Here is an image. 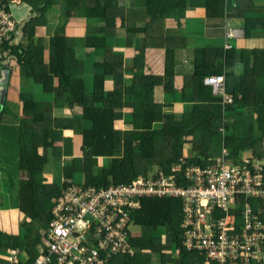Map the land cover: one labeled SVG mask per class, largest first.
<instances>
[{"label":"trees","instance_id":"trees-1","mask_svg":"<svg viewBox=\"0 0 264 264\" xmlns=\"http://www.w3.org/2000/svg\"><path fill=\"white\" fill-rule=\"evenodd\" d=\"M43 4L41 9H35L37 16L30 19L22 28V38H14L15 45L11 48L17 58L16 64L21 68L22 74L35 84L41 86L43 93L53 95L50 102H39L34 100L33 93H24L20 96L23 102V114L31 116L33 124L36 118L44 121L42 128L47 130V134H38L32 127H25V121H21V131L19 140V169L27 172V178L18 182V210L24 215L25 220L19 225L22 232L10 234L0 230V255L18 250L23 257L19 264H33L40 252L45 248L46 229L51 222V209L55 204V199L60 195L61 188L55 185H48L44 178V166L48 161V150L57 148L54 143L62 136H54L49 132L56 130L50 127L45 121L48 112H52L55 100H61V104L56 107L69 106L80 110V115H75L67 119H55L58 128H73L83 136L82 150L83 156L80 159L73 158L72 166H68L64 173L66 184H72L74 172L77 171V163L83 173L85 187L94 186L106 188L112 184H129L140 175L146 176L149 168L143 166L144 160L151 159L153 163L161 168L170 171L172 165L187 158L189 162L200 163L203 157L212 150L215 151L217 140H213V134L221 128L223 124L224 109L221 98H217L216 103L210 107V112L194 111L192 118L185 124L177 125L176 122H164L162 118V107L155 103V86L150 84L142 85L136 83L138 90L134 93L144 95L142 100L134 103L132 115L134 118L130 122L134 125L132 129L116 128L115 117L116 107L113 97L114 91L107 93L105 84L109 78H113L115 84H121L122 75L116 74L118 65L114 64V54L108 48L109 29L95 27L90 34L81 39H71L65 35V27L56 29L54 35L47 42L49 50H45L41 39H36L35 28L41 24V19L45 13L46 6L53 0H36ZM72 9L69 11L68 19L72 16H81L89 20H110L112 9L117 10L119 16L123 15L125 8L120 7L123 0H71ZM32 2V1H31ZM172 2V1H171ZM225 3L221 0L216 11L222 9V17L225 15ZM264 11V7H263ZM255 23L257 24L259 19ZM261 26L264 29V12L261 18ZM92 29V28H91ZM246 37L250 36V28H245ZM77 49H92L105 52L102 64H96L100 73H95L92 78V89L86 90V60L79 59ZM201 53L204 49H198ZM219 54L224 53L222 48H218ZM237 49H232L235 52ZM16 53V54H15ZM241 62L244 64L242 77L232 80L229 75L227 90L233 94L235 100L230 106L225 107L227 114L233 112L232 121L225 123V128L231 130V134L225 137V144L231 150L233 156H240L247 148L254 150V155L258 158L264 157V49L245 50L242 52ZM234 54H226V65L233 58ZM225 64L210 65L200 68V63L195 69L192 77L202 85V78L214 74L225 73ZM167 76L170 81L166 83V89L171 88L174 78L172 68L167 63ZM141 70V67L139 68ZM140 82H143L139 80ZM8 93V85L6 86ZM119 91V88H117ZM4 97L3 103H5ZM197 110V109H196ZM3 114V110H2ZM160 118V120L158 119ZM228 118V116H227ZM159 122H163L160 126ZM27 123V122H26ZM184 125V126H183ZM30 131V132H26ZM40 132V131H39ZM49 134V135H48ZM192 138L188 141L187 138ZM70 143L72 140H66ZM190 143L193 156L187 157L185 145ZM45 150L42 152L40 148ZM122 150V156L117 153ZM62 154V151H59ZM65 153L71 155V149H66ZM107 157L110 162L99 174L95 175V159ZM93 166V168H92ZM65 184V185H66ZM263 206V202H261ZM182 204L180 200L173 198H143L141 205L132 213L131 228L138 226L143 232L142 238L132 236L131 243L136 249L134 255L112 256L108 264H141L142 254L140 252H150V254H160L164 261L167 254L163 251L179 250L181 259L185 256H198L199 253L187 251L182 246L181 224ZM28 219V221H27ZM164 231L167 242L162 243L159 231ZM94 230L90 231V238ZM146 237V238H145ZM200 264H204V258L198 257ZM0 264H8L1 260Z\"/></svg>","mask_w":264,"mask_h":264},{"label":"crops","instance_id":"crops-1","mask_svg":"<svg viewBox=\"0 0 264 264\" xmlns=\"http://www.w3.org/2000/svg\"><path fill=\"white\" fill-rule=\"evenodd\" d=\"M69 1L72 3L71 0ZM221 1L225 3L224 17H222V9L216 11L217 15L214 14L220 0H123L120 2V7L125 8L123 15L120 14L119 16L117 10L112 9V13L115 14L116 19L114 27L116 29L118 28V30L114 31V29H109L107 34V46L111 49V53L115 55L114 64L116 66L118 65L116 74L122 75V80L121 84H115L113 78H109L105 84V91L110 93L115 90L113 101L117 114L115 117L116 128L128 130L134 128V125L130 123L134 118L132 115L133 108L131 106H133L134 103H138L142 100V97H144V95L139 96V94L134 93L135 90H138L136 83L142 85L141 89L144 87V84H150L149 82L155 86L152 89L155 92L154 100L156 104L162 107V118L164 122L175 121L177 125H182L187 121L194 120L192 118V113L194 111L203 110L206 113L210 112V107L216 103L217 98H221V104L224 113H226V115L224 114L223 116L221 128H218L217 132H215L212 137L213 140H217V143L221 141L220 147L216 144L215 151L210 150L207 156L202 158L200 163H192L189 162L187 158H181L180 161L174 163L170 171L167 172L161 168L160 165L153 163L151 159H146L144 160L143 166L149 168L148 175H140L133 181L138 179H150L154 178L155 175L160 176L161 174L170 176L176 171L185 169L186 166H199L204 168L215 167L218 162L228 167H238L242 170L246 168L260 175L264 180V167L261 165L264 163V157L261 159L258 158L254 155V150L250 148H247L240 156L235 157L225 144V137L231 134V130L225 128V123L232 121L229 115L233 114V112L227 114L225 107L232 105L235 100L233 94L229 93L227 90L228 77L232 75L231 79L236 81V79L239 77L241 78L244 73V64L241 62V50L244 52L245 50L264 49V29L261 26V18L264 12V0ZM57 2L51 4L50 7L47 8L48 10L45 11L41 19V24L37 25L35 28V37L38 40H42L46 52L49 50L47 42H49L50 38L54 35L57 27L56 25L45 26L40 32H38V28L44 24L43 21L46 19V16L48 18V23L51 24L52 16H50L48 12L50 8L56 10L55 5ZM7 3L8 5L13 4V11H9L12 13L16 23L18 38L21 39L23 36L22 28L30 19L37 16L35 9H41L43 4L40 5L36 0H7ZM61 8H65V0H61ZM69 11L71 10H67V13L65 12V23L66 17L69 16ZM150 12H153V14L150 15ZM62 13H64V10ZM255 19H259L260 21L256 24L255 22L257 20ZM89 21L90 22L87 23V19L81 16H72L67 21L66 28L70 26V29L66 30L65 34L71 39L84 38L87 34H90L95 27L99 26L94 20ZM246 27L248 29L250 28L251 34L249 37L245 36ZM233 29L240 30L243 35L231 40L234 41V43H230L231 41L227 40L225 35L229 30ZM227 44H230V48L226 47ZM218 48H222L225 54H219ZM198 49H204V52L201 53ZM232 49H237V51L231 52ZM227 53L234 54L228 65H226V62H228L226 60ZM100 54H102V58ZM104 55L105 52L101 50L77 49L78 58L84 61L86 60V66L89 60H93V63L103 62ZM13 60L17 62L18 58L12 53V61ZM198 62L200 63V68H206L213 64L216 66L225 64V73L214 75H223L225 77V92L228 96L232 97V103H225V97L221 94H216L210 86L204 83V79L208 76L202 78V85L192 79ZM167 63L172 68L170 71L173 72L174 76L171 82V88L169 89H166V83L170 81V77L167 76ZM140 67L141 70H139ZM0 69L8 70L3 64L0 65ZM90 74L91 78L95 75L92 72ZM31 84L32 82L30 79L25 81L24 86L27 87V89L20 92L18 96H12L11 98L7 97L6 90V101L5 103L2 101L0 105V128H5L8 124H12V127L6 132L2 129L0 130V179L7 177V184L3 186H6L10 190V192L5 193V195L0 193V230L10 234H16V230L10 231L2 227L4 223L3 220L6 215L11 212L20 213L18 210L17 198L18 182L19 180L27 178V175H25L27 172L19 169L18 165L19 140L21 136L20 132H22L21 121H25V127H32L33 130L38 131V134L43 135L41 132L45 135L47 134V130L42 128L45 125L43 123L44 121L38 120L40 115L33 116L37 121L33 124L34 120H32L31 116H25L23 114V102L20 101L19 96L26 92L32 93ZM117 88H119V91H117ZM88 89H92V80L89 84L86 82V90ZM32 95L35 100V95ZM51 99H53V95ZM40 100H47V98L42 96V98L36 99V101ZM75 115L79 116L80 110L75 107L72 108L67 106L54 109L50 113L48 112L46 117L49 118V120H55L61 119V116H65V119H69ZM158 119L160 120L159 117ZM46 120L48 119H45V121ZM159 124L161 126L163 122H159ZM53 127L56 128V130L49 129V132L54 136H62L56 140L54 146L62 148V158L63 160L67 159L69 162L67 165L72 164L73 158H82V134L73 128H58L56 125H53ZM66 140H72L73 148L71 149V155L65 153V150L69 146ZM187 140L191 141L192 138H187ZM5 148H9L11 152ZM13 148L15 149L13 150ZM43 150L45 149L41 147L40 151L42 152ZM5 151L11 156H13L12 153H14V159L9 160V155H6ZM45 151L48 152L47 156L49 160L44 166L43 173L47 175L45 172L51 168L49 157L51 152L49 150ZM184 151L187 157L193 156L190 143L185 145ZM117 154L122 156V150H119ZM105 158L107 157H99V159H103V161ZM67 165H65L64 171ZM80 166L81 165L77 163V171L74 172L72 180L69 181L73 185H83L76 184L74 181L75 176H82L81 173H79L81 172L79 171ZM16 170H18L17 180H15L14 175L11 174V171ZM64 171L62 185L57 186L61 188V191L63 188L65 189L67 185ZM100 171H102V169ZM78 180L84 183V177ZM46 184L53 185L47 182ZM59 196L54 199H58ZM10 199L14 200L13 204ZM257 205L258 204L255 202V206ZM162 232L165 233L164 231ZM131 235L136 236V238H142L143 232L141 234L131 232ZM164 242L165 241H162L163 244L166 243ZM186 250L199 253L197 251ZM163 253L167 254L164 261L160 254H150L148 250L147 252H140V254H142L141 264H200L198 260L199 256L204 258V264H210L200 253L198 256H185L183 259H181L179 250L175 248L172 249V253H169V250L163 251ZM22 257L23 255L20 253L19 259Z\"/></svg>","mask_w":264,"mask_h":264},{"label":"built area","instance_id":"built-area-1","mask_svg":"<svg viewBox=\"0 0 264 264\" xmlns=\"http://www.w3.org/2000/svg\"><path fill=\"white\" fill-rule=\"evenodd\" d=\"M242 35L233 29L225 36L233 40ZM15 37L19 39L13 15L6 0H0V65L7 60L9 67ZM204 83L232 103L223 75H210ZM143 198L180 200L182 245L210 264H264V180L220 162L106 188L67 184L51 209L52 220L43 230L45 248L33 264H108L112 256L134 255L129 229ZM19 258L13 250L6 261L19 264Z\"/></svg>","mask_w":264,"mask_h":264},{"label":"rangeland","instance_id":"rangeland-1","mask_svg":"<svg viewBox=\"0 0 264 264\" xmlns=\"http://www.w3.org/2000/svg\"><path fill=\"white\" fill-rule=\"evenodd\" d=\"M6 2H7V0H6ZM55 2H57V4L55 5L56 10H54L53 8H50L49 12H48L50 14V16H52L51 24L48 23V18L46 16V19H44V21H43L44 24H42V26H40V27L38 26L39 27L38 28V32H40L43 27L51 26V25H56V27L58 29H60L61 27H65V31L70 29V26L66 28V24H67V21L69 19L66 17V23H65L64 19H65V15L67 13V10H71L72 9V3L69 0H65V8L62 9L61 8V0H53V1H51L49 3L48 6H46L44 11H47L48 10L47 8H49L50 5L54 4ZM8 9L10 11H13V4L8 5ZM63 10H64V13H62ZM152 14H153V12H150V15H152ZM109 17H110V20H108L107 22L104 21V20H100V21L99 20H94V21L99 24L100 28L114 29V31L118 30V28L116 29L114 27L115 20H116L115 19V14L111 12ZM89 22L90 21L87 20V23H89ZM230 43H234V41H231ZM100 55H101V58H102V54H100ZM93 62H94L93 60L92 61L89 60L87 66H86V68H87V73H86V80L87 81L86 82L88 84L92 80L91 74H90L91 72L94 73V74L97 73V72L98 73L102 72V70H98V68H96V64L97 63L98 64H102V62L101 61L97 62V63H93ZM8 78H9V81H7V85H8L7 97L11 98L12 96H18V94L20 92H22L23 90L27 89V87L24 86V83H25V81H28V79L22 74L20 66L18 64H16V62L14 60L11 61L10 65L8 67ZM30 87H31L32 93L35 95L36 99L42 98V96L47 98V100H40L39 102H46V101L50 102L52 100L51 99L52 95H48V93L47 94L43 93L40 85L35 84L34 82H32ZM15 88H17L18 90L15 89ZM20 96H19V98H20ZM61 103H65V102H62L61 100H55L54 103L51 104V105L54 106L53 110L57 109L58 108V107H56L57 104H61ZM64 107H66V106H64ZM47 119L48 120H46V121L50 125V127H53V125L55 126V123L50 122L52 120H49V118H47ZM61 119L62 120L65 119V116H61ZM11 127H12V124H8L5 128L1 127L0 130L2 129L3 131L6 132ZM67 144H69L67 149H72L73 148V143L71 141H70V143L68 141ZM5 149H7L9 152H11L9 150V148H5ZM14 149L15 148H13V150ZM48 150L51 152V154H49L51 168L49 170H47V172H45V173H47V175L43 174L44 178H45V182L53 184V185H56V186H61L62 185V179H63L64 167L69 162L67 161V159L63 160V158H62L63 154H61V152H59V151H62V149L61 150L56 149L57 152L54 151L52 148H49ZM81 152L83 153L82 149H81ZM5 153H6V155H9L7 153V151H5ZM12 154H13V156L9 155V160L14 159V153H12ZM48 160H49V158H48ZM263 161H264V159H263ZM109 162H110V160L108 158H105L104 161H103V159L101 160L99 158L95 159V161L93 162V163H95V168H94L95 169L94 170L95 175L99 174L101 169L107 167ZM10 163H13V162H10ZM72 165L73 164L67 165V167L68 166L71 167ZM261 165L264 167V163L261 164ZM92 168H93V166H92ZM79 173H81L82 176H78V177L75 176L74 177V181L76 182V184H83L81 181L78 180V179H83V173L82 172H79ZM11 174L14 175L15 180H17L18 170L11 171ZM25 175H27V173H25ZM6 178L7 177H4V178L0 179V193L2 195H5V193L10 192V190L6 186H3L4 184L5 185L7 184ZM10 201L12 202V204L14 203L13 199H10ZM20 213L11 212L10 214H7L5 219L3 220L4 223H3L2 227H5V229H8L10 231L16 230V233L22 232V228H21V226L19 224L22 223L25 220V218H24V215L22 213L21 214ZM131 232H136L137 234H141L142 230L139 227H133V228H131ZM159 236H160L162 241L167 242V237L165 236V233H163L161 230L159 231ZM169 253H172V250H169ZM7 255H8V253L6 255H0V257L4 261H6Z\"/></svg>","mask_w":264,"mask_h":264},{"label":"water","instance_id":"water-1","mask_svg":"<svg viewBox=\"0 0 264 264\" xmlns=\"http://www.w3.org/2000/svg\"><path fill=\"white\" fill-rule=\"evenodd\" d=\"M7 60L3 62V65L5 68L8 67ZM8 81V70L4 69L0 72V105L2 104V101L6 94V85Z\"/></svg>","mask_w":264,"mask_h":264},{"label":"clouds","instance_id":"clouds-1","mask_svg":"<svg viewBox=\"0 0 264 264\" xmlns=\"http://www.w3.org/2000/svg\"><path fill=\"white\" fill-rule=\"evenodd\" d=\"M8 68V67H7Z\"/></svg>","mask_w":264,"mask_h":264}]
</instances>
